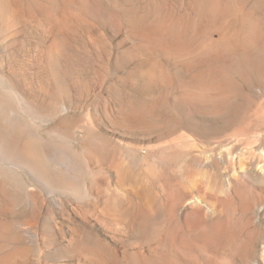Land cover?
<instances>
[{"label": "rangeland", "instance_id": "obj_1", "mask_svg": "<svg viewBox=\"0 0 264 264\" xmlns=\"http://www.w3.org/2000/svg\"><path fill=\"white\" fill-rule=\"evenodd\" d=\"M118 1L73 0L68 9L36 12L35 20L25 12L0 20V100L20 122L16 128L3 122L8 134L47 171L64 169L53 141L80 160L91 150L98 158L90 171L101 169L97 178L83 175L91 196L50 190L28 169L0 159V175L26 187L34 203L15 201L0 182V264H264V212L257 215L254 208L259 202L264 211V178L240 173L248 162L264 166V50L229 57L226 43L212 35L219 24L237 29L231 18L248 6L194 0L201 14L194 8L193 20L172 0H121V7ZM253 1L264 20V0ZM174 9L179 13L171 20ZM247 12L257 16L254 9ZM255 16L237 27L247 32L254 20L261 22ZM158 22L171 23L169 30ZM180 29L189 33L183 39L176 35ZM204 64L226 77L216 89L203 85ZM12 90L32 105L23 107ZM120 102L136 120L117 119ZM180 131L187 136L177 141ZM203 157L214 163L205 170ZM74 235L82 247L70 244Z\"/></svg>", "mask_w": 264, "mask_h": 264}, {"label": "bare ground", "instance_id": "obj_2", "mask_svg": "<svg viewBox=\"0 0 264 264\" xmlns=\"http://www.w3.org/2000/svg\"><path fill=\"white\" fill-rule=\"evenodd\" d=\"M115 1H117V0H114V2ZM124 1V0H123ZM161 1V0H160ZM235 1V3H242V4H240V5H242V6H248L247 8V10H250V9H254L255 10V12H256V15L257 16H255L254 15V12L252 13V14H248V12L247 13H245L244 12V10H242V8L239 10V11H241V13H239V11L237 12L238 14H236V12H235V14L234 15H236V16H232V18H231V20L235 23V22H237L239 25L240 24H244L245 23V20H246V18H247V16L248 15H253V16H255L258 20H260L261 22L258 24V22L256 23L255 22V20H254V22H253V24L251 25V26H249L248 28H247V32L245 31H243V30H241V28H239V27H237V26H239L238 24H237V26L235 27V28H237V29H233L234 28V26L232 27V26H221L220 27V24H219V27L218 26H216L217 28L215 29V27H214V34L212 33V35H215L216 34V42H218V44L219 43H222V44H224V43H226V45L228 46V49H227V51H226V55L227 56H234V55H236V51L237 50H239V52L241 51V54H245V55H248V56H252V55H254V51L255 50H257L258 52H259V50H260V52L262 51V50H264V20L261 18V14L259 13V5L257 4L258 3V1H253L252 2V0H239V1H237V0H234ZM157 2H158V4L160 3L158 0H157ZM72 3H74L73 2V0H0V20L2 19L3 20V18H6L7 17V15H10V16H12V15H18V16H20V15H22L24 12L25 13H28L29 14V16H30V18H31V20H35V13L36 12H40V11H46V12H51V10H53V8H56V6H57V8H59V9H68L70 6H71V4ZM118 3H121V0H120V2L118 1V2H116V5H120V4H118ZM162 3L163 2H161L160 3V5H162ZM166 3H167V1H166ZM193 3H194V0H172V3H170L175 9H178V10H180V9H182V10H185L187 13L186 14H189L190 12L192 13L195 9L194 8H196V7H194L193 8ZM200 3V2H199ZM203 3V1H201V4ZM225 3V2H224ZM53 4V6L54 7H52L51 5ZM122 4V3H121ZM200 4V5H201ZM199 5V6H200ZM203 5V4H202ZM201 5V6H202ZM220 5H221V3H220ZM237 5H239V4H237ZM122 6V5H121ZM121 6H119V7H121ZM128 6V5H127ZM167 6H169L168 4H167ZM166 5H165V7H167ZM203 7V6H202ZM221 7V6H220ZM230 7V6H229ZM232 7V6H231ZM261 7H262V5H261ZM146 8V7H145ZM199 8V7H198ZM198 8H196V9H198ZM239 7H237V9H238ZM150 9H151V7H150ZM170 9V8H169ZM175 9L173 10V12L170 14V19H171V15H175L176 13L175 12H177L178 10H176L175 11ZM194 9V10H193ZM200 9V8H199ZM198 9V12L199 11H201V10H199ZM203 9V8H202ZM205 9V8H204ZM203 9V10H204ZM168 10V9H167ZM202 10V11H203ZM127 10H125V12H126ZM130 11V13L132 14V12H131V10H129ZM128 11V12H129ZM170 11V10H169ZM206 11V10H205ZM151 12V11H150ZM45 13V12H44ZM130 13H128V14H130ZM175 13V14H174ZM177 13H179V12H177ZM194 13H195V11H194ZM259 13V14H258ZM46 14V13H45ZM184 14H185V12H184ZM185 14V15H186ZM200 12H199V16H200ZM206 14V13H205ZM232 14V13H231ZM232 14V15H233ZM134 15V14H133ZM177 15V14H176ZM175 15V17L177 18V16ZM194 14L192 13V16H193ZM45 16V15H44ZM49 16H50V14H49ZM169 16V15H168ZM172 16V17H173ZM192 16H190V17H192ZM198 16V15H197ZM203 16V19H204V15H201V17ZM155 17H156V15H155ZM174 17V18H175ZM188 17V16H187ZM187 17H185V18H187ZM189 17V19H191ZM205 17H208L207 15H205ZM210 17V16H209ZM263 17V16H262ZM128 18V17H127ZM127 18H125V19H127ZM131 18H133V17H131ZM146 18V17H145ZM157 18V17H156ZM174 18H172L173 20H174ZM184 18V17H183ZM195 18H197V17H195ZM213 18H214V20H215V17H213V15H212V19H208L207 18V20L208 21H206V18H205V21L207 22V24L211 21V20H213ZM254 18V17H253ZM137 19V18H136ZM153 19L155 20V18L153 17ZM152 19V20H153ZM165 19V18H164ZM166 19H168L167 17H166ZM171 19V20H172ZM182 19V18H181ZM192 19L194 20V16L192 17ZM202 19V20H203ZM132 20V19H131ZM199 20V19H198ZM202 20H200L201 22H202ZM214 20H213V22H212V24L214 23ZM227 20V19H226ZM229 20V19H228ZM125 21H127L128 22V19L127 20H125ZM144 21V20H143ZM182 21V20H181ZM186 21H188V18H187V20ZM197 21V20H196ZM199 21V22H200ZM219 21V20H218ZM218 21H215V23L216 22H218ZM232 21H231V23H232ZM133 22V21H132ZM145 22V21H144ZM152 22H154V21H152ZM160 22V21H159ZM157 23L156 25H159L160 23ZM169 22H171L170 20H169ZM169 22H167V26H169L171 23H169ZM189 22L190 23H192V22H194V21H190L189 20ZM189 22L186 24V22H185V24L188 26L189 25ZM201 22H200V25H201ZM205 22V23H206ZM227 21H225L224 23H226ZM230 22V21H229ZM229 22H227L228 24H229ZM248 22V21H247ZM126 23V22H125ZM137 23H139V22H137ZM140 23H141V21H140ZM155 23V22H154ZM166 23V22H165ZM175 23H177L176 21H175ZM198 23V21L196 22V24ZM203 23V22H202ZM204 23V24H205ZM230 23V25H232ZM149 24V23H148ZM147 24V25H148ZM153 24V23H152ZM195 24V23H194ZM192 25V26H195V25ZM204 24H202L201 26H205ZM139 25V24H138ZM198 25V24H197ZM199 25V27L200 28H203V27H201ZM208 25H210V23L208 24ZM215 25H218V24H215ZM227 25V24H226ZM245 25V24H244ZM243 25V26H244ZM263 25V28H261L260 26H262ZM48 26V25H47ZM160 27L161 26H163V28L166 26H164V25H162V24H160L159 25ZM165 27V28H167L168 29V27ZM173 26V25H172ZM185 26V25H184ZM187 26H185V27H187ZM160 27H159V29H157V30H161L160 29ZM174 27V26H173ZM172 27V28H173ZM180 27H182V26H180ZM190 27V26H189ZM207 26H205L204 28H206ZM213 27V26H212ZM241 27V26H240ZM169 28H171V27H169ZM3 29V28H2ZM182 29H183V27H182ZM196 29V28H195ZM146 30V29H145ZM169 30V29H168ZM188 29L187 28H185V30L183 29V31L185 32H190V31H187ZM158 31V32H159ZM177 31H180L179 33H177L176 34V32ZM174 30L173 32H175L174 34H176V35H178L179 36V38L178 39H183L182 37L180 38V36L183 34V35H188L189 33H182V31H181V29L180 30ZM200 31V30H199ZM201 31H202V29H201ZM204 31V30H203ZM143 32V31H142ZM154 32V31H153ZM147 33V32H146ZM167 33V32H166ZM202 33V32H201ZM211 33V32H210ZM156 34V33H155ZM159 34V33H158ZM162 34V33H161ZM170 34H172L173 35V33L172 32H170ZM167 35V34H166ZM171 35V36H172ZM182 35V36H183ZM150 36V35H149ZM152 36V35H151ZM158 36V35H157ZM161 36V35H160ZM168 36H169V34H168ZM171 36H169L170 37V39H171ZM175 37V36H174ZM173 37V38H174ZM172 38V39H173ZM186 38L187 37H185V39L184 40H186ZM176 39V38H175ZM165 42V41H164ZM179 42V40H177V43ZM184 42V41H183ZM183 42H181V43H183ZM173 43V42H172ZM177 43H176V45H177ZM186 43H187V41H186ZM209 43V42H208ZM175 44H174V46H176ZM180 45V44H179ZM182 45H184V44H182ZM181 45V46H182ZM186 45V44H185ZM188 45V44H187ZM211 46L213 45V43L212 44H210ZM176 47H178V46H176ZM175 47V48H176ZM179 48V47H178ZM186 48V47H185ZM183 49V48H182ZM192 50V49H191ZM224 50H226V49H224ZM189 51V50H188ZM217 51H219V49L217 48ZM178 52H179V50H178ZM218 53V52H217ZM223 54H225V52H222ZM235 53V54H234ZM237 53H238V51H237ZM263 53V52H262ZM215 54V53H214ZM213 54V55H214ZM220 54V53H219ZM264 54V53H263ZM210 55H212V52L210 53ZM259 55V54H258ZM263 56V55H262ZM215 59H213V57L211 58V56H210V58L209 59H211L213 62H215L216 61V59H217V57H214ZM207 59V58H206ZM246 60V59H245ZM195 61V60H194ZM251 61V60H250ZM197 62V61H196ZM195 62V63H196ZM199 62V61H198ZM197 62V63H198ZM203 62H205V61H203ZM219 62V61H218ZM196 63V64H197ZM196 64H193V63H191V67H193L194 65H196ZM199 64V63H198ZM217 64V61L215 62V65ZM220 64V63H219ZM219 64H218V66H219ZM204 65H206V64H204ZM204 65L202 66V67H204ZM207 66V68H206V70L208 69V65H206ZM205 66V67H206ZM220 66H221V64H220ZM260 66V65H259ZM182 69H184L183 67H181ZM199 65H198V70H199ZM213 68V67H212ZM197 68H195L194 70H196ZM202 69V68H201ZM200 69V71L203 73H201L202 75H200L201 76V78L203 79L202 80V82H203V85L204 86H206V85H210V86H212L211 88H215L214 86H218L219 87V84L218 83H220L221 82V80H223L224 78H226V77H224L223 75H222V72H220L219 70H213V69H208L207 71L205 70V69H202L201 70ZM222 69V67L220 68V70ZM193 70V71H194ZM192 71V72H193ZM229 71V70H228ZM199 72V71H198ZM195 73H197V71H195ZM242 73V72H241ZM198 74V73H197ZM197 74H196V76H197ZM191 75V74H190ZM199 76V75H198ZM200 78V77H199ZM195 80V79H194ZM201 82V83H202ZM200 83V84H201ZM199 84V86H201ZM221 85H223V83L221 84ZM220 85V86H221ZM240 85V84H239ZM210 86H209V88H210ZM222 87V86H221ZM147 89V88H146ZM216 89V88H215ZM221 89V88H220ZM13 91V90H12ZM11 93V92H10ZM9 93V95L11 96V97H13L15 100H16V98H17V102L19 101V103L23 106V107H25L26 108V106L28 105V106H31L32 105V103H31V101H28V100H26L24 97L22 98L21 97V95H18L17 94V92H12L11 94ZM8 94V93H7ZM13 95V96H12ZM14 95H16V96H14ZM230 98V97H229ZM13 99V100H14ZM32 100V99H31ZM115 101V100H114ZM110 102V101H109ZM8 103V102H7ZM7 103H5L4 101H2V100H0V159H5V161H6V163L7 162H11V163H13L14 165H16V167H24V168H26V169H28L30 172H31V174H32V176L34 177V178H36L37 180H39L40 181V183H42L46 188H48V189H50V190H53V188L55 189L56 187H59L60 189L62 188H68L69 190H72V189H75L76 191H84L85 193H87L88 195H91V196H93L94 194L93 193H95V192H93L92 190H91V188L90 187H88V185H86L84 182H82V181H84L83 180V175L85 176L86 175V173H87V175H89V177L90 178H94V177H96V173L97 172H99V170H101L100 169V167H98V168H96L95 167V169H93V170H91L90 171V169H89V166H90V162H96V160H97V158H98V155H97V157L96 156H93L92 154H91V150L90 151H88L87 153H88V155L87 156H83V160L81 159L80 160V155L79 154H74L73 153V155L71 154L70 155V153H69V155H66L65 153H62L63 152V150H62V147H60V146H58L57 144H56V142L54 143V141L53 142H50V144L52 143L53 145V147L55 146V147H57V148H59L62 152H61V154H59L57 157H56V160H57V162H59V161H63L64 162V169L62 168V170H55L54 171V169L50 172V171H47L46 169H44L46 166H44L43 168H42V166L43 165H40V164H38L37 163V161H36V159H37V157H35V155H32V153H28V147H27V150L28 151H24L22 148H21V146L19 145V144H17L16 142H14L13 140H14V136H12V135H9L8 134V132H7V126H6V128L4 127V125H3V122H6V123H13V127H17L19 124H20V122L18 121V119H16V117H18V116H15V115H18V113H16V114H13V115H11L10 113H13V112H11V110L9 111V109L7 108V106L6 105H8ZM121 103V102H120ZM126 103V102H125ZM124 103V106L126 105ZM128 103V102H127ZM130 103V102H129ZM118 104V108H117V110H116V112L115 113H117V115H118V120H120V121H125V122H132V121H134V120H136V119H134V120H132L133 118H136V117H131L130 116V113L126 110V109H124L123 108V103H121L122 105L121 106H119V103H117ZM131 105H132V103H131ZM19 106V105H18ZM27 106V107H28ZM110 106H111V102L110 103H106V105H105V108H106V110L108 111V112H111V111H113L114 109V107L112 108V110H110L111 108H110ZM113 106H115V105H113ZM117 106V105H116ZM116 106H115V108H116ZM57 107V106H56ZM128 107V106H127ZM12 108V107H11ZM10 108V109H11ZM30 108V107H29ZM32 108V107H31ZM58 108H59V106H58ZM61 109L60 110H63L64 112H65V107L63 106V105H61V107H60ZM132 108V107H131ZM142 109L144 108V107H141ZM140 109V108H139ZM142 109H140V111L142 110ZM14 110V109H13ZM147 110V108L145 109V111ZM50 111V110H49ZM49 111H47V112H44V113H39V114H41V115H43V116H45V113H48ZM144 111V112H145ZM148 111H149V108H148ZM15 112H17V111H15ZM139 113V111L136 109V110H133L132 111V113ZM50 113V112H49ZM145 113H148V114H150V112H145ZM145 113H143L144 114V117H145V119H147L146 117L148 116V114H146V116H145ZM154 113V112H153ZM112 115H113V113H112ZM152 115V113L150 114V116ZM155 115V114H154ZM153 115V117H155ZM109 116V115H108ZM143 116V115H142ZM46 118V117H45ZM140 118V117H139ZM162 119L161 118V116L160 117H158L157 119ZM143 119V118H142ZM145 119H144V121H145ZM155 120V119H154ZM147 121V120H146ZM174 121V120H173ZM173 121H170V123H172ZM129 122H128V124H129ZM176 122V121H175ZM172 123V124H175L174 126H172L173 127V129H177V131H179V130H181L180 128H178L179 126H181V125H177L178 123ZM119 123V122H118ZM123 123V122H122ZM140 123H142V120H141V122ZM147 123V122H146ZM170 123H169V125H170ZM128 124L126 125V126H128ZM139 124V123H138ZM148 124V123H147ZM163 124H167L168 125V122L167 123H162V125ZM196 124V123H195ZM10 125V124H9ZM121 125H123L124 126V124H121ZM131 125V124H130ZM143 125H145V124H143ZM168 125V126H169ZM177 125V126H176ZM183 125V124H182ZM148 126V125H147ZM146 126V127H147ZM184 126V125H183ZM187 126H188V124H187ZM19 127H20V125H19ZM23 127V126H22ZM21 127V128H22ZM29 127V126H28ZM28 127H26V128H28ZM149 127V126H148ZM151 127H154V128H156L155 127V123H154V126L152 125ZM159 127H161V126H159L158 125V128ZM172 127H170L171 129H172ZM175 127H177V128H175ZM11 128V127H10ZM15 128H13V129H15ZM166 128H167V126H166ZM189 129V127H185L184 126V129ZM22 129H24V127L22 128ZM145 129H147V128H145ZM151 129V128H150ZM162 130V129H161ZM164 130V129H163ZM174 130V131H175ZM10 131V130H9ZM49 131V130H48ZM187 131V130H186ZM180 132H182V134L179 136V137H177L176 139H178L177 141H179L180 139H183V137H184V134H186V136H187V133H183V131H180ZM185 132V131H184ZM190 132V131H189ZM193 132V131H192ZM11 133V132H10ZM168 133V132H167ZM170 133V132H169ZM175 133H176V131H175ZM13 134V133H12ZM37 134V133H36ZM189 134V133H188ZM67 135L68 136H72L73 135V133L72 132H67ZM164 135V134H163ZM178 134H176V136H177ZM17 137V136H16ZM15 137V138H16ZM74 137V136H73ZM190 137V136H189ZM174 138V137H173ZM173 138H171V139H173ZM186 138V137H185ZM18 139V138H17ZM38 139H39V137H38ZM55 139V138H54ZM240 139V138H239ZM245 139V138H244ZM244 139L242 138V139H240L239 140V142H238V144H241V145H243V143H244ZM34 140V139H33ZM32 140V141H33ZM40 140H42V139H40ZM53 140V139H52ZM173 140H175V138L173 139ZM259 140V139H258ZM30 141V140H29ZM35 141V140H34ZM43 141V140H42ZM45 141V140H44ZM50 141H51V139H50ZM170 141V140H169ZM188 141V140H187ZM232 141V140H231ZM253 141V140H252ZM255 141V140H254ZM261 141V140H260ZM46 142H48V141H46ZM176 142V140L174 141V143ZM257 142V143H256ZM256 142H254V144L256 145L255 147L256 148H261L262 149V145L258 142V141H256ZM42 143V142H41ZM170 143V142H169ZM173 143V142H172ZM173 143V144H174ZM177 143V142H176ZM262 143V142H261ZM21 145H22V142L20 143ZM32 144V143H31ZM44 144V143H43ZM49 144V143H48ZM47 143H46V145L47 146H49V147H52V146H50V145H48ZM172 144V145H173ZM253 144V145H254ZM171 145V146H172ZM245 145H247V144H245ZM249 145H250V143H249ZM23 146V145H22ZM25 146V145H24ZM34 147V146H33ZM43 147V146H42ZM49 147H48V149H49ZM65 147V146H64ZM167 147V146H166ZM165 147V148H166ZM169 147V146H168ZM240 147V146H239ZM250 147V146H249ZM253 147V146H252ZM47 148V147H46ZM173 148V147H172ZM254 148V147H253ZM30 149V148H29ZM88 149H90V148H88ZM171 149V148H170ZM68 150V149H67ZM67 150H65V151H67ZM64 151V152H65ZM69 152V151H68ZM72 152V151H71ZM78 153V152H77ZM85 153V152H84ZM225 153V152H224ZM223 154V153H222ZM229 155V153H227L226 152V155H224L225 156V158L226 157H230V156H228ZM231 155V154H230ZM200 158V157H199ZM204 158V157H203ZM202 158V159H203ZM211 158V157H210ZM194 159V158H193ZM230 159V158H229ZM39 160V159H38ZM55 160V161H56ZM200 160H201V158H200ZM211 160V159H210ZM220 160L221 161H223L224 159L221 157L220 158ZM99 161V160H98ZM204 161H206V163L204 162ZM3 162V161H2ZM9 162V163H10ZM92 162V163H93ZM93 163V164H96V163ZM54 163H56V162H54ZM263 163V162H262ZM98 164H100V163H98ZM194 164H196V162H194ZM193 164V165H194ZM211 164H214V163H210V161L209 160H207L206 158H204V160L203 161H200V165L202 166V169H204L203 168V166H206V167H211V166H209V165H211ZM259 161H257L256 163H254V162H252V163H245L243 166H241L242 167V170H241V174H242V176L243 175H246V176H248L249 174H255V175H257L258 177L260 176L261 178H264V166H260L259 167ZM58 165H60V162L58 163ZM197 165V164H196ZM224 165V164H223ZM15 167V166H14ZM195 167V166H194ZM199 167V166H198ZM214 167V166H213ZM87 168H88V170H87ZM201 168V167H200ZM51 169V168H50ZM202 169H200L201 171H202ZM205 170V169H204ZM230 170H232V169H228V171H230ZM209 171V170H208ZM233 171V170H232ZM103 172V171H102ZM124 173V172H123ZM228 174V172H225V174ZM99 174V173H98ZM122 174V173H121ZM224 174V175H225ZM82 175V176H81ZM116 175H118V174H116ZM229 175V174H228ZM227 175V177H229ZM30 177H31V175H29ZM123 177H124V174H123ZM226 177V178H227ZM231 177V176H230ZM249 177H251V176H249ZM97 178V177H96ZM125 178V177H124ZM123 178V179H124ZM231 178H233V177H231ZM230 178V179H231ZM248 178V177H247ZM227 179H229V178H227ZM226 179V180H227ZM236 179V178H235ZM87 180V179H86ZM224 180V179H223ZM262 180V179H261ZM0 182H2L3 184V186H7L6 188H8L10 191H11V195H12V198L15 200V201H18V202H20V200H22L23 202H25L26 201V203L28 202V203H32L31 202V198H30V196H29V194H28V191H27V189H26V187H25V189H23L22 188V186H20V185H18L17 183H14L13 181H11V179L10 178H8V177H3V175H0ZM230 181H228V183H229ZM81 183H82V185H81ZM5 184V185H4ZM227 184V183H226ZM54 186V187H53ZM53 187V188H52ZM228 188V187H227ZM59 189V190H60ZM58 190V189H57ZM66 190V189H65ZM64 190V191H65ZM187 192V191H186ZM101 193V192H100ZM87 194H85V195H87ZM98 195H99V193H98ZM186 195V194H185ZM190 195V194H189ZM191 196V195H190ZM191 197H193V196H191ZM53 198V197H52ZM101 198V197H100ZM121 199V198H120ZM196 199H198V198H196ZM195 199V200H196ZM33 200V199H32ZM95 200L96 199H94V202H95ZM100 200V199H99ZM98 200V201H99ZM34 202V201H33ZM100 202V201H99ZM28 203H27V205H28ZM32 204H34V203H32ZM32 204H31V206H32ZM36 204V203H35ZM24 206V205H23ZM254 208H255V211H256V213H257V215H262V213L264 212L263 211V207L262 206H260L259 205V202H255L254 203ZM11 209V208H10ZM16 222V221H15ZM5 230V229H4ZM1 231V230H0ZM79 235V234H78ZM79 237H76L75 235L70 239V244L72 245V246H74V247H82V245L83 244H79L80 242L77 240ZM80 241H81V237H80ZM79 242V243H78ZM84 243V242H83ZM263 245V244H262ZM77 247V248H78ZM17 250V249H16ZM262 250H263V252H264V247L262 248ZM10 251V250H9ZM12 253H14V252H12ZM23 255V254H22ZM17 256V255H16ZM7 257V256H6ZM13 257V256H12ZM11 257V258H12ZM263 257V256H262ZM5 259V258H4ZM93 259V258H92ZM6 260V259H5Z\"/></svg>", "mask_w": 264, "mask_h": 264}]
</instances>
